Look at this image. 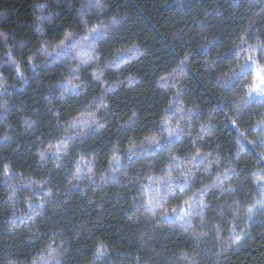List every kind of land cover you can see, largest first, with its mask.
I'll return each instance as SVG.
<instances>
[{"label":"trees","instance_id":"16d2710c","mask_svg":"<svg viewBox=\"0 0 264 264\" xmlns=\"http://www.w3.org/2000/svg\"><path fill=\"white\" fill-rule=\"evenodd\" d=\"M105 3L106 17H117L118 24L114 30L109 29L111 35L105 42L97 44L94 50L85 47L80 53L86 63L78 72L85 81L79 94L61 102L56 99L60 90L48 89L66 71L59 62L42 67L40 74L27 84L0 80V137L5 129L8 136L7 140L0 139V264H28L36 258L38 248L47 240L43 233L48 221L59 227L85 225L79 246L66 257V264H81L95 240L108 242L106 264H178L173 254L181 249L195 254L197 264H264V160L259 159V141L264 139V123H259L264 118V97L254 96L247 108L242 107L252 75L258 69L251 66L249 71L240 73L238 67L250 54L241 49L257 40L264 41V0ZM0 4L10 5L9 15L0 19V27L10 29L17 37L31 31L28 23L19 26L16 21L31 19L32 0H0ZM55 10L59 16L48 29L50 38L63 33L74 22L73 13L65 5ZM241 36L247 44H240ZM233 45H239V49ZM31 47V43L25 45L26 49ZM129 47L132 52L127 51ZM120 53H126L127 58L111 63ZM257 59L264 67V55L259 50ZM13 72L10 64L0 60V74L11 77ZM92 73L100 79L89 82ZM230 77L231 83L226 84ZM49 91L55 112L65 120L75 117L76 127L70 130L76 141L73 153L84 156L85 165L91 158L90 167L95 173L104 174V181L93 183L84 176L82 181H75L76 187H66L73 179L69 170L74 169L75 161L60 150L56 137L64 128L47 111L43 96ZM103 101L108 107L97 109L95 105ZM238 108L244 113L242 116L237 115ZM132 112L137 117L130 127H122ZM88 113L94 114L91 120L105 122V127L100 133L85 129L88 135L77 139L74 133L84 127L81 122ZM25 116L37 122L34 130L24 131ZM202 123L208 127H201ZM170 131L176 134L169 136ZM197 132L202 140L197 139ZM241 132L247 139L241 137ZM162 136L167 137L161 141L168 145L165 150L141 152L142 158L134 164L121 156L124 172L119 165L112 173L104 172L112 155H120L122 148L135 150L138 140L160 141ZM248 140L255 146L248 145ZM241 144L245 151L236 157ZM49 146L64 167H51V160H55L52 153L48 154V167L35 163L38 150ZM213 149L221 156L222 166L231 162L235 171L225 182V187L232 185L229 192L221 194L219 189H209L203 196L211 202L203 213L206 220H212L211 224L200 226L199 216L186 217L192 220L196 231L207 235L196 238L179 227L153 228L141 205L157 199L174 207L201 184L211 182L218 166L213 164L207 172L200 169L215 154L203 160L198 158L200 168L183 188L170 177L177 174V164L183 168L191 155L198 151L212 153ZM89 152L90 157L85 155ZM49 171L57 188L64 190V196L55 212L47 213L40 238L30 243L21 220L32 206L24 197L27 194L39 198L43 192L35 191L33 183L27 180L13 189L15 179L6 182L5 176L15 173L17 178L31 176L35 181ZM140 192L143 196L137 199ZM16 208L21 213L13 217ZM249 208L256 213L252 219L248 218ZM13 219L18 227L11 223Z\"/></svg>","mask_w":264,"mask_h":264},{"label":"clouds","instance_id":"9594fccd","mask_svg":"<svg viewBox=\"0 0 264 264\" xmlns=\"http://www.w3.org/2000/svg\"><path fill=\"white\" fill-rule=\"evenodd\" d=\"M61 4L65 5L73 13L74 22L68 24L63 33L53 35L50 38L48 29L57 21L59 12L55 9L59 8ZM9 7H4L3 4H0V19L9 15ZM32 8L33 13L29 21L20 20L19 18H17L16 21L19 26L28 23L31 28L30 32H26L17 37V34L10 29L0 27V38H2L0 39V60H3L5 64H10L14 69L11 77L0 74V80L7 82L8 79H12L14 83L20 81L23 84H27L29 80L34 79L40 74L42 67H47L50 64L54 65L59 62L65 65L66 71L60 76L59 80L49 84L48 89H59V95L56 96V99L61 102H66L68 96L79 94L85 86V81L78 75L80 66L86 63L80 53L84 51L85 47L94 50L97 44L105 42L108 36L111 35L109 29L114 30L115 26L118 24V18L115 16L106 17L105 13L107 11V5L105 0H32ZM93 29L96 31L94 32ZM69 33L71 34L70 38H66ZM61 41H64V43L61 44ZM29 43H31L32 47L26 49L25 45ZM17 69H19V72ZM99 71L100 68L99 65H97V72ZM99 79V75L92 73L89 82L91 80ZM43 99L47 102V111L53 113L57 122L61 123L64 128V131L56 137L60 143L61 152L64 153L68 159L75 161L74 169L69 170L73 179L69 180L66 187L69 189L76 187L75 181L77 179L82 181L84 176H87L89 181L93 183L104 181V174H97L93 171V167H90L93 165L91 158L88 159V162L85 165L84 156H79L72 151V145L76 141L73 139V135L70 134V130L76 127L75 117L65 120L61 118L60 113L55 112V109L52 106L53 96L50 91L47 95L43 96ZM94 99L95 98H93V100ZM92 102L93 101H88L89 104H92ZM95 107L97 109L101 107L107 108L108 104L106 101H103L101 104H96ZM136 117L137 113L132 112L131 116L128 117L127 120H124L123 125L121 126L130 127L131 122ZM36 123L35 120L25 116L23 118V126H25L24 131H28V129L34 130ZM8 127H12V125L9 124ZM104 127L105 122H98L95 119L90 120L87 125L80 128L79 131L74 133V135L78 139L82 136L88 135V132L85 131V129L100 133ZM201 127H208V125L202 123ZM176 131H180V129H177ZM174 134H176L174 131L168 133L169 136ZM209 134H211L210 129ZM240 135L243 139H247L242 132ZM196 137L197 139H203V136L200 135L199 132L196 133ZM0 139H8L7 129H5V134L0 137ZM166 140V136H162L161 140L156 141V143H149L147 141L141 142L138 140L134 145L135 150L132 148H122L119 155V161L117 162L113 160L112 155L111 160L109 161V166L104 169V172L112 173L116 165H119L120 171L124 172V167L120 159L121 156H124L126 160H129L134 164L137 160L142 158L140 156L141 152L149 154L156 152L157 150H165L168 145L161 141ZM91 152H94V149H92ZM91 152L85 153V155L90 157ZM241 152L243 151H241V148L238 145L235 156L239 157ZM261 152H264V147L261 148ZM49 153H52L53 156H55V160H51L52 168L58 169L64 167L63 162L60 161V157L53 152L51 146L47 148L42 147L38 150L35 163L39 167H48ZM197 153H199V155H197ZM215 153L216 149H213L212 153L196 152L190 156L187 160V164L183 168H181L179 164L176 165L178 169L177 174L170 177V179L179 184H183L184 186L188 185L193 178L194 172L200 168V165L196 163L198 158L203 160L210 154ZM213 164L218 166V171H216L214 179L211 182L201 184L200 187L196 188L188 196V198H191L193 194H195L196 199L190 210V217L199 216L200 226L212 223V220H206L203 215L204 210L208 207L209 203H211L203 198V196L208 193V190L219 189L221 194H223L232 189L231 184H228L227 187H225V182L229 180L230 174L235 171L234 165L229 162L227 166H222L221 156L215 154L214 159L204 163L203 168L200 170L207 172L212 168ZM183 172L188 173L187 179L182 175ZM0 175H3V173H0ZM11 179H15L16 181L15 184L11 185L13 189L16 187V184L27 180L33 183L35 191L43 192V196L39 198H34L27 194H25L24 197V200L32 207L31 211L23 217L21 223L26 226L28 232L26 239L31 243L33 239L40 238L41 225L48 220L47 213L49 211L55 212V209L59 207L60 203H62L64 190L57 188L51 171H49L47 176H43L35 181H33L31 176L17 178L15 177V173H13L12 176H5L6 182ZM128 179H131V177H128ZM142 196V192L138 193L137 199L142 198ZM8 199L12 200V197L9 196ZM141 206L144 207V212L147 214V219L152 224L153 228L160 229L165 226L168 228L179 227L193 237L194 232L200 233L199 237L207 235L204 231H196L193 227L192 220L186 217L185 221L179 223H172L167 220L165 218V212H170L171 205L166 201H161L160 208L154 214L146 211V205ZM18 213H21V210L16 208L12 211V216L17 217ZM11 223L13 226H19L16 224L15 219H13ZM84 227L85 225L83 224L78 227L76 225H71V227L68 225L59 227L51 223V221H48V223L44 225L45 230L43 233L47 236V240H45L38 248L36 258L28 262V264H40L41 260L44 261V264H66V257L74 251V247L78 248L79 246L81 229H84ZM98 247L102 248L101 252L97 251ZM50 249H55L52 257H49L48 255ZM108 254V242L105 240H95L90 246L89 255L81 260V264H106ZM173 255L176 257L178 264H197L196 255L189 253L186 250L181 249Z\"/></svg>","mask_w":264,"mask_h":264},{"label":"snow or ice","instance_id":"6c2138e0","mask_svg":"<svg viewBox=\"0 0 264 264\" xmlns=\"http://www.w3.org/2000/svg\"><path fill=\"white\" fill-rule=\"evenodd\" d=\"M95 32L96 30L93 29ZM70 33L67 34L66 38H70ZM247 35V32L245 33ZM64 41H61V44H63ZM240 44H247V40L244 39V36H241L240 38ZM233 47H236L239 49V45H233ZM257 50H259L260 55H264V41L258 40V42L255 45H249L247 49H241V51H248L250 54L247 56V58L244 60L243 63H240L238 65L240 73H245L250 70L251 66H255L258 70L252 75V80L250 84V90L247 94V97L242 105L243 108H247L249 102L254 98V96H259V97H264V67L260 65L257 59ZM128 52H132L133 48L129 47ZM127 58L126 53H120L116 56V59L112 62L113 64H117L121 62L123 59ZM19 72V69H17ZM231 77L227 80V83H231ZM131 83V82H130ZM226 86V85H225ZM244 113L241 111V109H237V115L242 116ZM94 114L88 113L87 117L81 122L84 125H87L89 121L91 120V117ZM233 125L236 124V121H232ZM259 123H264V118ZM205 131H208V129H205ZM149 143H156V141H149ZM248 145H253V141H248ZM259 147L262 148L264 147V140L260 141ZM241 151H245V145L241 144L240 145ZM199 155V153H197ZM113 160L119 161V155H113L112 157ZM195 159V158H194ZM260 160H264V152H261L259 156ZM5 173H7L8 169L5 167L4 169ZM182 175L184 176L185 179H187L188 173L183 172ZM148 179H151V177H148ZM170 186V185H169ZM181 188L184 187L183 184L179 185ZM195 194L191 198L188 199H183L181 200L176 206L171 207L170 212L166 211L165 212V218L169 220L172 223H179L185 221V217H190L191 215V209L193 207V204L195 202ZM161 205V201L157 199L149 200L146 205V211L155 213ZM261 206L264 207V201L261 202ZM249 213V219H252V217L256 214L253 209L249 208L248 209ZM236 228V225L233 224L232 230L234 231ZM194 237L199 238L200 233H193ZM239 238H237L238 242ZM219 246V245H218ZM98 252L102 251L101 247H98L97 249ZM55 249H50L49 251V257H52L54 255ZM43 259V258H42Z\"/></svg>","mask_w":264,"mask_h":264},{"label":"rangeland","instance_id":"374dc122","mask_svg":"<svg viewBox=\"0 0 264 264\" xmlns=\"http://www.w3.org/2000/svg\"><path fill=\"white\" fill-rule=\"evenodd\" d=\"M258 208H260V205L258 206Z\"/></svg>","mask_w":264,"mask_h":264}]
</instances>
